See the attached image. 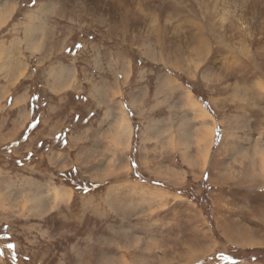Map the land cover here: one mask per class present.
I'll use <instances>...</instances> for the list:
<instances>
[{"label": "rangeland", "instance_id": "rangeland-1", "mask_svg": "<svg viewBox=\"0 0 264 264\" xmlns=\"http://www.w3.org/2000/svg\"><path fill=\"white\" fill-rule=\"evenodd\" d=\"M1 14L0 264H221L230 247L264 264L241 252L264 249V0H0Z\"/></svg>", "mask_w": 264, "mask_h": 264}, {"label": "bare ground", "instance_id": "bare-ground-1", "mask_svg": "<svg viewBox=\"0 0 264 264\" xmlns=\"http://www.w3.org/2000/svg\"><path fill=\"white\" fill-rule=\"evenodd\" d=\"M5 1V0H4ZM3 4V3H2ZM11 13L12 12H8V14H7V16H5V18H4V20H3V18H2V14L0 15V21H2L3 20V23L5 22V20H6V18H8L10 15H11ZM221 17H224V14H221ZM222 21V20H221ZM243 26V25H242ZM241 27V26H240ZM246 36V35H245ZM243 40H245V38L243 39ZM75 52V51H74ZM60 72H61V70H60ZM65 72V71H64ZM68 72V71H67ZM62 75V74H61ZM56 77V76H55ZM118 93H120V91L118 92ZM122 94V93H121ZM37 97V96H36ZM39 98H41V97H39ZM41 100V99H40ZM43 100V99H42ZM35 102H36V100H35ZM194 103V102H193ZM190 104H191V102H190ZM117 105V104H116ZM194 106H195V109L196 110H198L199 111V113H201V114H203V116L205 117L204 119H208L209 118V113L201 106V105H197V104H195L194 103ZM119 107V106H118ZM32 109V108H31ZM109 109H110V107H109ZM120 109V108H119ZM111 111L109 110V112L108 113H110ZM56 113V112H55ZM112 113H114L113 111H112ZM109 115V114H108ZM111 115V114H110ZM120 117H119V122H118V124H116L115 126H114V129H115V132L117 133V137L113 140L114 141V143L117 145V148H119L120 147V144L123 146V148L124 149H129V147H130V141H129V139H130V137H131V135H132V132H133V129H132V125H131V123H130V121H129V119H128V116L123 112V111H120ZM198 118H200V117H198ZM197 118V119H198ZM40 119V118H39ZM27 120V119H26ZM203 120V119H202ZM213 121V120H212ZM205 122H206V120H205ZM204 122V123H205ZM41 123V122H40ZM51 123V122H50ZM214 123V122H213ZM42 124V123H41ZM53 124V123H52ZM202 124H203V122H202ZM206 124V123H205ZM49 125V124H48ZM41 126V125H40ZM44 126V125H43ZM202 126V125H201ZM24 128V127H23ZM212 129L211 130H209V133L207 134V136H205L204 138H203V140L204 139H206V138H208V145H207V148H206V150H205V154H204V157H203V166H202V168L204 167V165L206 164V162H207V157H208V155H209V151H210V149H211V146H212V142H213V139H214V135H215V130H214V126H212L211 127ZM30 129V128H29ZM56 130V129H55ZM35 131V130H34ZM42 130H40L39 131V133L41 132ZM59 132V131H58ZM123 137H125V139H126V141L124 142V140L122 139ZM119 145V146H118ZM53 158V157H52ZM53 159H58V157H55V158H53ZM160 175V174H159ZM158 175V176H159ZM168 177V176H167ZM143 179V178H142ZM160 179V178H159ZM161 179H163L162 177H161ZM166 179V178H165ZM164 179V180H165ZM169 179H170V177H169ZM171 180V179H170ZM166 182V181H165ZM250 182V181H249ZM173 183V182H172ZM251 183V182H250ZM263 183V182H262ZM168 184H170V183H168ZM177 184V183H176ZM179 184H182V183H179ZM259 184H261V183H259ZM263 185V184H262ZM64 190L61 192L60 190H56L54 193H53V195H54V197L56 198V199H58V200H64V199H70V190H68L67 188H63ZM154 189V188H153ZM152 189V190H153ZM157 190V189H156ZM159 190V189H158ZM158 190L156 191V192H158ZM19 191H22V190H19ZM149 192H150V190H148ZM160 191H161V193H160ZM159 191V193H160V196H158V197H162V195H163V193H162V190H160ZM152 192V191H151ZM7 193V192H6ZM18 193V191H15L14 192V194L12 193V194H8V195H16ZM154 193V192H153ZM164 193H166V192H164ZM139 194H140V192H139ZM155 194V193H154ZM153 194V195H154ZM162 194V195H161ZM167 194H169L168 192L166 193V195ZM149 195H150V193H149ZM152 195V196H153ZM158 195V194H157ZM166 195H164V197L166 196ZM172 195V194H171ZM171 195H169V197L171 196ZM155 197H156V194L154 195ZM13 197V196H12ZM167 198H168V195L166 196ZM172 197V196H171ZM159 198V199H160ZM163 198V197H162ZM166 198V199H167ZM173 198V197H172ZM156 199V198H155ZM158 199V198H157ZM173 199H176V198H173ZM47 205H48V202L47 201H44V203L42 204V206H41V208H42V210H44V209H46V207H47ZM259 212V211H258ZM241 235V234H240ZM253 239V238H252ZM255 239V238H254ZM241 240H243L242 238H241ZM231 241V240H230ZM245 241H247V240H245ZM251 242V241H250ZM238 243V242H237ZM245 244H247V243H245ZM249 244H251V243H249ZM257 245H258V243H257ZM247 246V245H246ZM248 247V246H247ZM251 247V246H250ZM3 253V252H2Z\"/></svg>", "mask_w": 264, "mask_h": 264}, {"label": "trees", "instance_id": "trees-1", "mask_svg": "<svg viewBox=\"0 0 264 264\" xmlns=\"http://www.w3.org/2000/svg\"><path fill=\"white\" fill-rule=\"evenodd\" d=\"M32 123H34L33 121H32ZM32 123H29V125L26 127V129H25V131L24 132H26V134H30L31 132H32V130L35 128L34 126H35V124H32ZM30 128V129H29ZM136 134H137V129H136ZM52 144H54L57 148H58V146L60 145V147H63L62 145L63 144H59V145H57L58 143L57 142H53ZM72 172L69 174V176L71 177V178H74V174H75V171L74 170H71ZM62 178H64L65 180H67V182L69 183V184H71V185H73V186H75V180L74 179H69L68 177H66L64 174H63V177ZM201 186H203V184L201 185ZM206 189H204L203 190V192H202V196L203 197H205V202H208V200H207V195H206V191H205ZM179 192H181L182 194L185 192V193H189V192H194L193 190H189V191H186V190H178ZM197 202V201H196ZM198 203V202H197ZM209 203V202H208ZM205 210V209H204ZM205 212H206V217L209 219V221H210V223H211V225L214 227V224H213V222H212V220H211V218H210V216H209V214H208V212L205 210ZM230 252L228 251L227 252V254L226 255H218V256H227V257H230L233 261H235L236 263H240V262H246V261H242L241 259H239V258H237V257H235L232 253L233 252H236L235 250H238V252H240V250L239 249H237V248H234V247H230ZM242 253H245V254H247V253H249L250 255H249V258H248V255H247V258H248V262H256L257 260H259V259H261V258H263V255L262 254H264V249H247V250H243V251H241Z\"/></svg>", "mask_w": 264, "mask_h": 264}, {"label": "snow or ice", "instance_id": "snow-or-ice-1", "mask_svg": "<svg viewBox=\"0 0 264 264\" xmlns=\"http://www.w3.org/2000/svg\"><path fill=\"white\" fill-rule=\"evenodd\" d=\"M7 237L0 236V240H6ZM9 249L12 247L11 245H6ZM2 255V253H0ZM216 259L221 262V264H236L235 261H233L230 257L227 256H217Z\"/></svg>", "mask_w": 264, "mask_h": 264}, {"label": "crops", "instance_id": "crops-1", "mask_svg": "<svg viewBox=\"0 0 264 264\" xmlns=\"http://www.w3.org/2000/svg\"><path fill=\"white\" fill-rule=\"evenodd\" d=\"M73 145V144H72Z\"/></svg>", "mask_w": 264, "mask_h": 264}]
</instances>
